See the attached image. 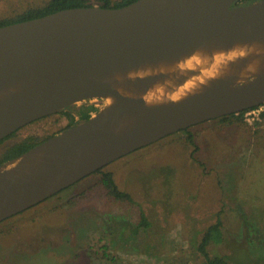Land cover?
Instances as JSON below:
<instances>
[{
	"label": "water",
	"instance_id": "1",
	"mask_svg": "<svg viewBox=\"0 0 264 264\" xmlns=\"http://www.w3.org/2000/svg\"><path fill=\"white\" fill-rule=\"evenodd\" d=\"M235 2L137 0L0 27V140L79 102L106 100L88 120L0 167V223L142 147L264 105V70H248L246 59L198 93L159 104L149 95L184 72L150 64L183 60L213 44L264 45V0ZM121 72L135 74L138 93L125 87Z\"/></svg>",
	"mask_w": 264,
	"mask_h": 264
},
{
	"label": "rangeland",
	"instance_id": "2",
	"mask_svg": "<svg viewBox=\"0 0 264 264\" xmlns=\"http://www.w3.org/2000/svg\"><path fill=\"white\" fill-rule=\"evenodd\" d=\"M43 1L0 0V18ZM83 104L99 111L106 100L75 105ZM62 112L24 126L13 140L61 133L69 123ZM245 114L246 125H196L195 157L178 132L110 163L133 204L96 199L89 190L102 187L93 175L4 221L0 264H202L197 245L219 216L225 242L215 252L264 258V119ZM142 213L149 228L140 225ZM106 246L116 260L102 258Z\"/></svg>",
	"mask_w": 264,
	"mask_h": 264
},
{
	"label": "trees",
	"instance_id": "3",
	"mask_svg": "<svg viewBox=\"0 0 264 264\" xmlns=\"http://www.w3.org/2000/svg\"><path fill=\"white\" fill-rule=\"evenodd\" d=\"M135 1L137 0H45L43 1V3L39 5H31L24 8L23 10H14V14L11 17L0 18V27L16 22H22L34 18H40L67 8L89 7V6L120 8L129 5ZM257 1L259 0H236L234 5L238 6L243 4H251ZM257 108L259 107L252 108L250 110ZM97 111L98 108L93 104L70 106L68 110L62 112V114L65 115L69 120L68 125L63 130H67L72 126H75L83 121L88 120L92 116V113ZM247 111L249 110L240 112L239 114L226 115L221 118L212 120V122H216L221 126H233V125H244V124L246 125V122L244 120V114ZM260 116L262 119H264V111L261 112ZM194 127L196 126L190 127L180 132L185 134L186 141H188V143L192 144L195 147V150L192 154L193 157H195V153L198 151L199 148L198 144H196L195 141V134L193 133ZM19 130L11 133L9 136L0 140V167L6 164L7 162L28 152L30 149L34 148L35 146L39 145L40 143L46 141L47 139L59 133L57 132L54 135L47 136L44 138L39 136L29 135L20 140H13ZM93 175L99 177L95 185L102 187L100 191L99 190L97 191L96 186L89 190V192L92 195H94L96 199L99 198L110 201L112 200L115 203H131V204L135 203L132 195L129 192L122 190L119 187L114 172L107 170V167H104L96 171L95 173L91 174L88 177H91ZM95 193L97 195H95ZM34 207L28 209V211L33 209ZM19 215H24V212L16 216ZM140 225L145 228H149L150 226V222L148 221L145 213H142L141 215ZM224 242H225V236L223 231V221L219 216L215 223L207 227V229L204 231L202 235L200 242L197 245V252H199V254L203 259L202 264H232L233 262H235V260H241V258L239 257V253L236 250H234L235 256H230L226 254L225 255L219 254L212 249L213 246H217ZM102 258L105 259L106 261L116 260L115 256L109 252L108 246H106V250L102 253ZM259 262L260 264H264V258L260 259L259 257L254 259L248 255L247 259L243 261V263L245 264L248 263L258 264Z\"/></svg>",
	"mask_w": 264,
	"mask_h": 264
},
{
	"label": "bare ground",
	"instance_id": "4",
	"mask_svg": "<svg viewBox=\"0 0 264 264\" xmlns=\"http://www.w3.org/2000/svg\"><path fill=\"white\" fill-rule=\"evenodd\" d=\"M255 52H258V55ZM183 57V60L154 63L147 66L148 68H158L162 66L174 67L176 65L184 71L181 75L170 77L157 86L156 89L149 91V95L155 103L173 101L205 90L222 77L229 66L240 60L246 59L247 68L250 71L264 70V45L259 42L241 44L232 48L221 44H213L201 53ZM118 76L129 91L134 93L140 91L132 81L136 77L135 74L121 72ZM115 103L116 99L114 97L107 99V104L110 106Z\"/></svg>",
	"mask_w": 264,
	"mask_h": 264
},
{
	"label": "built area",
	"instance_id": "5",
	"mask_svg": "<svg viewBox=\"0 0 264 264\" xmlns=\"http://www.w3.org/2000/svg\"><path fill=\"white\" fill-rule=\"evenodd\" d=\"M262 111H264V105L260 106L257 109L247 111L245 115H246L247 119H249L251 117L253 118L254 116H251L252 114L258 117Z\"/></svg>",
	"mask_w": 264,
	"mask_h": 264
},
{
	"label": "flooded vegetation",
	"instance_id": "6",
	"mask_svg": "<svg viewBox=\"0 0 264 264\" xmlns=\"http://www.w3.org/2000/svg\"><path fill=\"white\" fill-rule=\"evenodd\" d=\"M96 107H97V106H96ZM93 113H94V112H93ZM93 113H92V114H93Z\"/></svg>",
	"mask_w": 264,
	"mask_h": 264
}]
</instances>
